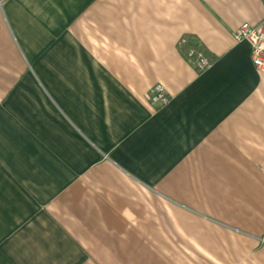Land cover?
Listing matches in <instances>:
<instances>
[{"label": "crops", "instance_id": "1", "mask_svg": "<svg viewBox=\"0 0 264 264\" xmlns=\"http://www.w3.org/2000/svg\"><path fill=\"white\" fill-rule=\"evenodd\" d=\"M263 18L262 0H0V264H264V73L233 36Z\"/></svg>", "mask_w": 264, "mask_h": 264}, {"label": "built area", "instance_id": "2", "mask_svg": "<svg viewBox=\"0 0 264 264\" xmlns=\"http://www.w3.org/2000/svg\"><path fill=\"white\" fill-rule=\"evenodd\" d=\"M262 3L264 5V0ZM233 36L236 42H245L249 46L253 67L264 73V18L255 24L241 23ZM180 43L186 46L185 56L195 72L200 73L209 68L211 59L202 50L196 45H186L184 39ZM169 101L170 97L161 85L154 86L148 92L147 102L154 109L166 106Z\"/></svg>", "mask_w": 264, "mask_h": 264}]
</instances>
